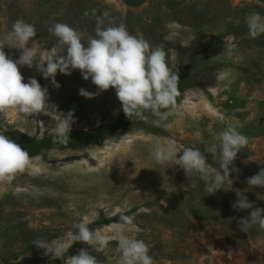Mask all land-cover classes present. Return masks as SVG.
Segmentation results:
<instances>
[{
  "label": "rangeland",
  "instance_id": "374dc122",
  "mask_svg": "<svg viewBox=\"0 0 264 264\" xmlns=\"http://www.w3.org/2000/svg\"><path fill=\"white\" fill-rule=\"evenodd\" d=\"M264 15V0H0V35L19 20L34 24L38 50L51 48L56 37L48 29L67 23L95 35L97 18L104 26L126 25L141 32L153 47L169 53V65L185 81L177 106L166 122L149 116L144 125L110 134L82 148L49 147L30 157L11 184L0 183V264H67L68 256L89 246L76 243L62 259L46 256L33 245L75 232L85 217L91 229L112 237L121 214L133 216V234L150 247L154 264H264V231L247 233L239 223L250 211L234 210L237 190L264 209V189L247 180L264 168V35L252 39L245 18ZM105 13L107 15L105 16ZM234 45L229 57L226 45ZM12 59L20 50L5 48ZM27 83L35 78L49 91L55 115L0 113V132L17 140L55 137L59 119L74 112L72 132L86 133L115 124L124 112L115 89L100 91L79 70L57 73L56 88L34 62L20 68ZM83 88L94 98L82 97ZM65 113V114H64ZM235 126L249 138L224 190L209 195L199 177L156 163L157 140H174L182 151L199 148L212 168L218 133ZM21 137V138H19ZM247 192H246V191ZM119 209V211H117ZM116 240L104 251L90 248L98 264H119Z\"/></svg>",
  "mask_w": 264,
  "mask_h": 264
},
{
  "label": "clouds",
  "instance_id": "9594fccd",
  "mask_svg": "<svg viewBox=\"0 0 264 264\" xmlns=\"http://www.w3.org/2000/svg\"><path fill=\"white\" fill-rule=\"evenodd\" d=\"M107 13H105V16ZM248 35L252 39L264 35V15L252 12L245 18ZM50 36L56 37L51 48L38 50L37 30L34 24L23 19L15 21L10 31L0 35V113L9 109L25 115H55L57 107L49 103V91L35 78L27 83L20 72L24 66L34 62L45 80H51L60 88L55 77L57 73L71 75L79 70L85 81L100 91L115 89L122 110L127 118L166 122L177 106L179 75L169 65V53L161 46L153 47L144 35L137 31L132 34L126 25L104 26V20L97 18L95 35L84 39V34L67 23H54L48 29ZM234 45H226L224 53L229 57ZM5 48L20 50L18 59L10 58ZM82 97L92 99L94 94L81 88ZM65 114V113H64ZM75 122L74 112L69 111L59 119L54 129L55 138L67 142ZM219 144L212 148L218 156L219 168L213 169L203 152L196 147H185L181 151L174 140L154 143L152 155L159 165L175 164L183 169L186 176L199 177L204 182L209 195L224 190V185L232 173L241 150L249 144V138L237 127L228 126L218 133ZM30 161L29 154L9 136L0 132V183L11 184L18 173L23 172ZM249 187L264 189V168L247 180ZM246 191V190H245ZM247 192V191H246ZM234 210L250 211V215L240 220V230L247 233L254 226L264 231V209L249 201L245 192L237 190ZM258 199L264 195L257 193ZM119 211V209H117ZM134 217L121 214L114 227L112 237L100 228L91 229L88 219L74 225L75 232L69 231L64 237L47 241L36 239V248L44 250L46 256L63 259L65 252L76 243L89 246L78 255L68 256L67 264H98L89 249L100 252L107 249L110 239L116 240L120 253L119 264H154L150 247L133 234Z\"/></svg>",
  "mask_w": 264,
  "mask_h": 264
},
{
  "label": "trees",
  "instance_id": "16d2710c",
  "mask_svg": "<svg viewBox=\"0 0 264 264\" xmlns=\"http://www.w3.org/2000/svg\"><path fill=\"white\" fill-rule=\"evenodd\" d=\"M186 84L182 77L178 81V91L185 88ZM150 116V115H149ZM144 120L133 118L130 120L126 115L122 116L115 124L111 126L102 127L96 131H89L86 133L72 132L67 142H61L55 137L38 141L35 139L17 140L16 136H10L17 144H19L29 154V157H35L45 154L49 147H64V148H82L90 143H100L110 134L125 131L133 126L144 125Z\"/></svg>",
  "mask_w": 264,
  "mask_h": 264
}]
</instances>
